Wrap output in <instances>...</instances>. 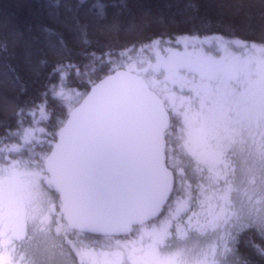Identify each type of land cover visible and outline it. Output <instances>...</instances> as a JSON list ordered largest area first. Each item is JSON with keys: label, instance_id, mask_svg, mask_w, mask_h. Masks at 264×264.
I'll return each mask as SVG.
<instances>
[{"label": "trees", "instance_id": "16d2710c", "mask_svg": "<svg viewBox=\"0 0 264 264\" xmlns=\"http://www.w3.org/2000/svg\"><path fill=\"white\" fill-rule=\"evenodd\" d=\"M192 35L264 44V0H0V165L18 163L26 178L44 173L41 188L56 211L47 225L66 227L44 162L70 114L99 81L122 69L114 65L122 61L124 49ZM258 156H249L248 200H243L242 185L224 182L235 185L239 204H249L232 264H264V152ZM224 170L232 176L231 169ZM181 185L191 186L177 176L176 188ZM209 188L207 182L204 191ZM19 209L21 225L14 227H28L27 209ZM166 212L127 236L171 218Z\"/></svg>", "mask_w": 264, "mask_h": 264}, {"label": "rangeland", "instance_id": "374dc122", "mask_svg": "<svg viewBox=\"0 0 264 264\" xmlns=\"http://www.w3.org/2000/svg\"><path fill=\"white\" fill-rule=\"evenodd\" d=\"M134 49L121 51L123 59L114 66L142 76L167 102L173 118L171 126L176 130L171 143L177 144H171L170 152L174 154V150L178 158L190 156L188 160H195L199 156L200 129L205 125L200 118L215 122V116L229 115L227 100L239 104L238 98L243 96L264 106V44L218 35H192L156 39L135 49L133 57ZM203 91L213 98L209 104L202 99ZM215 98L225 101L223 106L218 104L220 115L209 112L212 108L207 107L215 108ZM240 161L237 171L249 188V178L242 176L247 177L246 164ZM11 165H0V264H232L237 235L247 228L243 221L246 212L236 211L226 212V219L223 217L222 226L227 227L194 226L188 221L192 217L188 213L196 195L201 201L206 193L199 188L193 192L192 185H175L171 204L168 203L171 218L160 224L112 240L73 234L67 226L46 223V218L56 216V211L52 198L41 188L44 173L26 178L22 166ZM178 172L184 181L185 173ZM231 200L227 198L230 203ZM19 207L27 209L28 227H14L21 225ZM173 217L177 221H172ZM39 219L45 226L41 227ZM181 223L185 227H180Z\"/></svg>", "mask_w": 264, "mask_h": 264}, {"label": "water", "instance_id": "95a60500", "mask_svg": "<svg viewBox=\"0 0 264 264\" xmlns=\"http://www.w3.org/2000/svg\"><path fill=\"white\" fill-rule=\"evenodd\" d=\"M169 114L143 77L118 69L66 121L45 161L68 228L121 236L154 218L173 188Z\"/></svg>", "mask_w": 264, "mask_h": 264}, {"label": "flooded vegetation", "instance_id": "af4514ba", "mask_svg": "<svg viewBox=\"0 0 264 264\" xmlns=\"http://www.w3.org/2000/svg\"><path fill=\"white\" fill-rule=\"evenodd\" d=\"M210 95L211 94H205L204 92V96L202 97L203 100H208V104L209 102H212L213 99L212 96L211 98L207 97ZM238 99L241 100V102L239 101V104L234 103L231 99L227 100L226 108L230 109L228 112H231L229 115H225L220 118L215 116V122L213 120L200 118L205 122V125L200 129L202 132L198 147L199 156L197 157L196 151L197 158L195 160H188L190 156H183L184 158H181L179 156L178 158V155L175 154L174 150V154L170 152L172 149L171 144L174 146L177 145L171 143V136L174 135L176 130L171 125L168 130L167 162L169 169L171 170V173L174 177L175 185L177 176L180 179V173L178 172L180 170H182V172H184L186 175H184V177H186L184 178V181L182 180L184 185H191L190 176H194V184L199 189L204 190L207 186L206 183H210V192L204 191L206 193V198L198 201L199 198L196 195L195 198L197 200L192 206L191 212L188 213L189 215H192V217L190 216L191 218L188 221L190 223H193L194 226L196 225V227H219V225L221 227H227L222 226V221H225L223 220V217H225L224 219H226L228 214L226 212L233 213L234 211H236L243 214L249 210V204H239L238 202H236L238 193L236 194V192L234 191L235 185L233 184V186L231 187H225L224 182L226 180H234V183L242 185V194L244 195L243 200L249 199L250 185L249 188H247V184L242 183V180L237 171L238 162L240 161V159H233V157H241V160L245 162L247 177H245L243 174L242 176L245 180L246 178H249L250 182L249 156H258L259 154H262V152H264V106L262 105V107H260L258 105H255L256 102L252 101L249 98H244L243 96L239 97ZM224 102L225 101H223L222 99L215 98V108L210 105L207 106L212 108V110L209 112L215 113V111H217L218 115H220L218 108L220 106H223ZM218 104L220 106H218ZM171 123L173 124L172 117ZM171 155H173L175 159H172ZM245 155H247V159L244 160ZM184 160H186V162ZM212 167L216 168V170L213 171ZM226 167L228 169H231L232 176L224 170ZM219 171L222 175H220ZM199 180H201L202 183ZM201 184H204V186H202ZM227 198L232 199L231 203L227 201ZM212 200H215L216 203H213ZM219 201H221L219 205L223 204L227 207L225 211L218 206L217 203ZM215 204L216 206L211 208V206ZM168 205H165L164 207V210L167 211V214H169L172 210H169ZM206 206H209L210 208H207ZM184 217L185 214L182 215L180 220H183ZM174 225H176V223H173L172 226ZM180 227L185 226L181 223Z\"/></svg>", "mask_w": 264, "mask_h": 264}]
</instances>
